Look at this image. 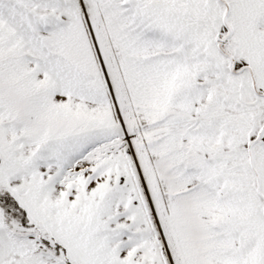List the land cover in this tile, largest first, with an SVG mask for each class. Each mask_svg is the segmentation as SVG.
<instances>
[{"label":"snow or ice","instance_id":"snow-or-ice-1","mask_svg":"<svg viewBox=\"0 0 264 264\" xmlns=\"http://www.w3.org/2000/svg\"><path fill=\"white\" fill-rule=\"evenodd\" d=\"M0 264H264V0H0Z\"/></svg>","mask_w":264,"mask_h":264}]
</instances>
